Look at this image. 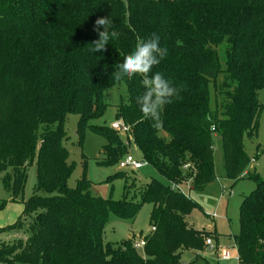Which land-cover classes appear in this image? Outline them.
I'll return each instance as SVG.
<instances>
[{
  "label": "trees",
  "instance_id": "trees-1",
  "mask_svg": "<svg viewBox=\"0 0 264 264\" xmlns=\"http://www.w3.org/2000/svg\"><path fill=\"white\" fill-rule=\"evenodd\" d=\"M98 17H109L119 37L95 53L90 43L98 39ZM152 33L168 50L152 74L162 73L179 90V99L164 106L159 127L143 118L137 104L144 92L141 77L112 78L115 65ZM117 82L128 87L117 117L130 126L129 144L111 125H89L106 109L104 90ZM263 86L264 0H0V174L6 173L5 186L14 194L23 191L27 168L37 159L34 194L21 216L0 228L19 234L0 242V263L178 264L184 251L204 250L211 232L187 222L199 205L171 183L203 191L218 178L217 136L226 178L255 183L233 235L238 264H264V178L249 170L244 146L259 128L264 104L257 92ZM72 112L80 116L79 145L87 126L106 139L98 165L113 166L133 144L168 182H134L139 200L126 198L127 184L124 198L98 196L86 174L71 187L77 165L69 159L63 125ZM127 177L118 167L106 180ZM146 202L153 207L142 252L132 236L105 240L111 214L132 220Z\"/></svg>",
  "mask_w": 264,
  "mask_h": 264
},
{
  "label": "rangeland",
  "instance_id": "rangeland-1",
  "mask_svg": "<svg viewBox=\"0 0 264 264\" xmlns=\"http://www.w3.org/2000/svg\"><path fill=\"white\" fill-rule=\"evenodd\" d=\"M223 57V54H221ZM258 100L264 104V86L257 92ZM128 87L125 83H115L106 88L103 92V100L106 109L103 113L90 120L89 125L110 126L120 119L117 117L118 106L126 99ZM210 106L216 108V96L213 84L209 85ZM79 113L72 112L67 115L64 121L63 130L66 132L67 139L65 145L70 151V161L76 162L77 168L69 179V185L75 187L78 179L84 174L92 182V192L104 198L121 199L124 198V187L127 184L128 199L139 200L138 186H132L134 182L139 185L141 182L156 178L164 183L168 180L154 166L145 163L144 167L136 172V177L127 171L128 176L107 181L106 177L118 170V163L113 166L104 167L97 164L100 158L106 139L97 133L93 128L87 126L84 129V138L79 145ZM122 133V132H119ZM167 133L164 132V136ZM122 138L125 139L124 135ZM244 146L251 158L250 171H257L264 178V110L259 117V128L253 138H245ZM128 151L135 159L144 161L141 151L133 144L128 145ZM87 160V165L85 164ZM214 164L217 179L211 182L203 191L191 190L190 183H182L181 187L187 195L193 198L199 205L191 215L187 216L190 226L204 229L211 232L212 245H208L201 251L187 250L182 253L181 262L187 264H238L234 234H237L240 225V206L245 196L255 187V183L247 178H241L237 182L226 178L224 166V149L219 137H214ZM10 171V170H8ZM6 173L0 174V223L9 220L10 223L0 226V228L13 224L24 210V202L27 201L35 192L37 185V159L27 168L23 191L14 194L12 188H7L4 183ZM43 195H47L41 192ZM12 201V202H11ZM11 202V203H10ZM153 204L146 202L137 216L132 220H123L110 215L104 229L106 241L119 243L132 236L135 241H139V236L144 237L151 231L150 212ZM210 228V229H208ZM19 236L15 231H3L0 233V242H10ZM210 236H207V238ZM229 249L234 257L231 260L219 259L218 252L221 249ZM142 252V248H139ZM2 264V263H0Z\"/></svg>",
  "mask_w": 264,
  "mask_h": 264
},
{
  "label": "clouds",
  "instance_id": "clouds-1",
  "mask_svg": "<svg viewBox=\"0 0 264 264\" xmlns=\"http://www.w3.org/2000/svg\"><path fill=\"white\" fill-rule=\"evenodd\" d=\"M103 29V30H101ZM93 31L98 35L91 49L93 52L106 51V45L112 39H117L119 33L112 28V20L109 17H98L93 25ZM168 54L167 48L160 46V37L152 33L146 39H139L131 54H127L122 63L115 65L112 78L115 81L141 77L144 92L137 97L143 118L154 121L153 126L159 127L161 112L165 105L179 99V90L160 72L152 74V70ZM151 74V75H150Z\"/></svg>",
  "mask_w": 264,
  "mask_h": 264
},
{
  "label": "built area",
  "instance_id": "built-area-1",
  "mask_svg": "<svg viewBox=\"0 0 264 264\" xmlns=\"http://www.w3.org/2000/svg\"><path fill=\"white\" fill-rule=\"evenodd\" d=\"M111 127L115 129L118 132H122L120 134H123L125 137V142L126 144H129L131 141H133V136L131 134L130 126L124 123L122 120H119L118 122H114L111 124ZM146 161H139L135 159L130 153H127L124 155L118 163L119 168L124 169V170H139L144 167ZM190 165H186V167H189ZM171 188L174 190H178L180 192H183V189L181 187V183L179 182H173L171 183ZM155 228H152L154 230ZM145 238L142 237L135 243V246L137 248H142L145 245ZM207 245H212V240L207 239L206 240ZM219 258L220 259H231L232 258V253L229 249H221V252L219 253ZM178 264H187L186 262H179Z\"/></svg>",
  "mask_w": 264,
  "mask_h": 264
},
{
  "label": "crops",
  "instance_id": "crops-1",
  "mask_svg": "<svg viewBox=\"0 0 264 264\" xmlns=\"http://www.w3.org/2000/svg\"><path fill=\"white\" fill-rule=\"evenodd\" d=\"M12 202V201H11ZM10 202V203H11ZM6 223H10V221L9 220H6L5 218H4V221L3 222H1L0 223V226H2V225H5ZM208 229H210V228H208ZM212 244H213V241H212ZM237 249V248H236ZM231 251V250H230ZM236 252H237V250H236ZM231 253H232V258L234 257V255H233V252L231 251ZM218 255H219V252H218ZM219 258V257H218ZM231 258V259H232ZM238 258V257H237ZM220 259V258H219ZM231 259H228V260H231ZM224 260H227V259H224Z\"/></svg>",
  "mask_w": 264,
  "mask_h": 264
}]
</instances>
